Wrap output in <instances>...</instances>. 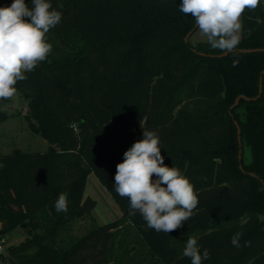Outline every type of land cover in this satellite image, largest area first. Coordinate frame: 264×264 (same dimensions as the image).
<instances>
[{
  "label": "trees",
  "instance_id": "16d2710c",
  "mask_svg": "<svg viewBox=\"0 0 264 264\" xmlns=\"http://www.w3.org/2000/svg\"><path fill=\"white\" fill-rule=\"evenodd\" d=\"M12 2L0 0V7ZM49 2L62 13L46 34L52 51L15 87L27 101L29 126L50 146L0 154V238L26 233L20 243L7 241L0 261L191 264L183 250L194 237L201 254L210 252L203 264H264V81L257 97L264 51L200 54L222 51L186 42L196 23L179 11L182 0ZM257 19L264 21V0L243 13L236 48H264ZM240 95L257 98L231 108ZM5 101L0 121L9 116ZM143 130L158 134L164 165L178 168L198 197L192 217L169 234L138 212L130 216L128 199L114 189L116 165ZM92 173L121 215L62 247L61 233L98 205L86 191ZM61 193L66 212L54 207ZM237 232L239 248L231 243Z\"/></svg>",
  "mask_w": 264,
  "mask_h": 264
},
{
  "label": "clouds",
  "instance_id": "9594fccd",
  "mask_svg": "<svg viewBox=\"0 0 264 264\" xmlns=\"http://www.w3.org/2000/svg\"><path fill=\"white\" fill-rule=\"evenodd\" d=\"M261 0H182L179 11L194 18L200 34L211 47L232 52L240 43L241 17L246 10H255ZM13 0L10 6L0 7V99L16 94L18 81L31 72L52 51L46 34L56 27L62 13L53 9L49 0ZM257 23H264L257 19ZM155 175L156 179L153 180ZM115 192L129 201V215L138 212L148 227L169 234L188 221L198 206V197L189 179L175 167L164 165L160 138L154 131L143 130V139L136 141L125 153L123 162L116 165ZM57 212L68 210V198L59 194ZM243 219V218H242ZM243 233L231 238L239 248ZM245 241L244 246H250ZM183 256L191 264H203L210 252L201 250L194 237H189Z\"/></svg>",
  "mask_w": 264,
  "mask_h": 264
},
{
  "label": "rangeland",
  "instance_id": "374dc122",
  "mask_svg": "<svg viewBox=\"0 0 264 264\" xmlns=\"http://www.w3.org/2000/svg\"><path fill=\"white\" fill-rule=\"evenodd\" d=\"M190 41L192 44H197L200 41H207V39L200 34L197 28ZM2 109L9 116L0 121V154H10L15 150H21L22 152H44L48 150L49 141L29 126V120L26 117L27 101L21 95L19 89H17L14 97L2 104ZM155 179L154 175L153 180ZM86 191L97 199L98 205L93 210L91 217L72 222L70 228L61 233L62 247H66L69 242L76 240L93 227L113 221L121 215L119 206L95 173L89 175ZM25 237L26 233L17 229L10 235L1 237L0 242H3L4 248H6L7 241L8 244H17ZM0 264L4 263L0 261Z\"/></svg>",
  "mask_w": 264,
  "mask_h": 264
},
{
  "label": "water",
  "instance_id": "95a60500",
  "mask_svg": "<svg viewBox=\"0 0 264 264\" xmlns=\"http://www.w3.org/2000/svg\"><path fill=\"white\" fill-rule=\"evenodd\" d=\"M196 28H197V25L195 24V27L191 31L188 32V34H187V36L185 38L186 42L189 41L190 36L192 35V33L194 32V30ZM233 51H241V52L250 53V52H255V51H264V48H235ZM229 53L230 52H227V53L226 52H222V53H219V54H206L204 52H200V54H202V55H211L213 57L226 56ZM263 81H264V77H261V79H260V92H259L257 97H259L261 95L262 91H263ZM257 97L252 98V97H247V96H244V95H240L236 99L235 103L231 106V108H233L236 104H238V102L240 101L241 98H245L246 100H252V99H256ZM235 124H236L237 129H238V140H239V146H240V148H239V162H240V165L242 167V162H243V158H242L243 144H242V137H241V127H240V125H239L237 120H235ZM18 151L19 150H15L14 152H18Z\"/></svg>",
  "mask_w": 264,
  "mask_h": 264
},
{
  "label": "built area",
  "instance_id": "2783aa9c",
  "mask_svg": "<svg viewBox=\"0 0 264 264\" xmlns=\"http://www.w3.org/2000/svg\"><path fill=\"white\" fill-rule=\"evenodd\" d=\"M4 243L3 242H0V253L3 251V249H4V245H3Z\"/></svg>",
  "mask_w": 264,
  "mask_h": 264
},
{
  "label": "crops",
  "instance_id": "0c3cea01",
  "mask_svg": "<svg viewBox=\"0 0 264 264\" xmlns=\"http://www.w3.org/2000/svg\"><path fill=\"white\" fill-rule=\"evenodd\" d=\"M89 178V177H88Z\"/></svg>",
  "mask_w": 264,
  "mask_h": 264
}]
</instances>
